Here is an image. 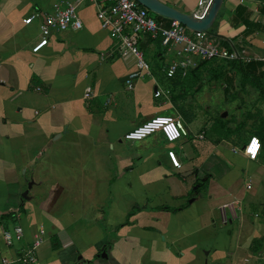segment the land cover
<instances>
[{
	"label": "crops",
	"instance_id": "obj_1",
	"mask_svg": "<svg viewBox=\"0 0 264 264\" xmlns=\"http://www.w3.org/2000/svg\"><path fill=\"white\" fill-rule=\"evenodd\" d=\"M62 1L0 0V232L5 226L9 229V218L14 219L18 216V211H25L28 205L25 200L29 199L28 192L36 183L30 179L27 188L23 190L22 179L18 174V169L21 168L18 165L21 163L16 161V156L21 158L22 149L29 150L34 143L38 144V148L48 143L43 141L47 127L55 130L52 131L55 133L53 139L65 134L68 126L74 128L77 133L82 134L86 130L90 134L91 150L88 154L93 171L88 174L90 181L81 179L80 187L75 190L77 195H80L75 210L84 211V207H91L94 212L101 211L106 214L102 219L98 218L96 222L90 223L99 235L94 231L89 239L84 238L85 240L70 239V235L63 232L62 221L58 225L49 223L46 227L48 230H55L53 235L57 236V240H44L45 230L39 220H34L33 225L24 224V227L19 224L24 230L22 240H18L12 250L3 247L0 240L2 253L12 256L28 245L38 229H41L43 240L36 250V262L33 264H137L133 257L142 251L148 252L152 257H169L177 264V256L168 248L180 243L172 249L181 255L190 247V242L183 244L184 240H236L237 244L231 246V251H226V256L230 259L223 264H245L244 257L233 256L236 254L234 250L238 249V240L249 241L246 249L248 250L254 240H260L264 235V228L254 221L249 222L246 216L256 214L253 212L257 203L255 198L260 199L257 192L261 190L264 196V10H260L262 3L254 0H221L210 26L215 27L211 28L212 33L209 32L211 38L221 46L224 47L222 42H226L236 51H243L250 58L248 61H262L258 69L262 71V75L257 80L260 82L257 89L262 93L255 87L258 85L255 77L248 78L241 85L236 65H224V62L218 64L216 61H222V58H217L215 62L210 60L204 67L199 68V73L211 68L217 71L229 67L238 74L237 90L234 88L221 95L223 102L230 105V116L227 111L215 117L204 115L205 121L195 132L189 124L197 114L194 108L188 111L190 100L187 102L183 98L184 92L181 89L180 93L168 97L166 95L164 101L156 104L153 100L163 95L164 90L159 88L154 79L149 84L139 81L134 83L138 89L133 98L127 97L122 101L133 110L125 118L121 135L110 137L107 129L103 130L100 123L94 124L90 118L93 113H98V104L93 101L94 94L91 90L88 89L90 91L87 95V92H83L76 96L69 86L79 78L81 83L89 80L101 90L110 83L113 74L126 77L133 64L125 66L123 62L116 60L119 59L120 53L115 40L106 30L100 28L97 19H89L90 15H94L95 6L85 0H68L76 2L77 14L81 20L79 29L54 32L39 50L31 51V46L39 39V19H33L27 24L23 23L22 19L36 9L50 12L52 3ZM158 1L196 18L202 17L210 2ZM89 7L92 8L91 13L82 14ZM157 18L159 15L155 17L156 20ZM243 19L259 23L262 29L252 27L251 31L244 34L246 28ZM168 20H162V25H170L172 20ZM149 38L146 35L138 38L137 46L142 52L154 60L162 58L166 52L170 53L173 60L179 59L175 54L179 46L164 48L158 41V46L152 49L150 42L156 43V40ZM91 51L96 54L97 61L104 62L92 67L90 57L94 54ZM198 61L178 68L172 76H164L170 78L174 85L176 79L179 82L190 81L189 69L194 68ZM168 64L161 66L164 74ZM150 67L151 65L148 75L142 76L153 73L154 67ZM229 73L224 71L219 78L227 83L231 82L232 76L229 77ZM232 73L234 77L235 73ZM256 74L257 72L254 76H257ZM208 79L212 78L209 76ZM197 86H200L198 82ZM252 88L256 93L252 94L250 104H246L245 102L249 101L248 94L245 95L249 92L248 89ZM155 90L160 92L158 96H154ZM167 93L165 90V94ZM106 102L108 104L109 100ZM36 103L41 104L40 115L36 109L30 112L31 106ZM185 103L184 116L181 111L185 110ZM157 114L178 117L187 134L172 142H164L158 132H153L141 140L123 139L122 136L127 130ZM117 115V111L104 113L103 124L117 120ZM120 120L122 119L119 118L118 121ZM74 121L76 124L70 125L69 122ZM246 127L249 133L244 132ZM58 128L63 129L59 131ZM101 133L104 135L103 141L98 137ZM200 134L202 136L198 137ZM252 137L257 138L259 148L256 157L249 159L243 153V147ZM168 152H172L178 166L171 164ZM31 175L34 176V173ZM241 177L246 179L242 180ZM244 180L249 181L246 184L243 183ZM84 181L90 186V193L87 195L83 193ZM21 191L23 201L19 202ZM202 192L207 196L202 195ZM201 197L207 200L203 207L199 206L197 200ZM261 199L257 203L258 209L264 212V199ZM227 202L232 203L235 211L231 221L228 220L227 223L235 221V226L222 232L214 226L215 215L219 216L218 206ZM11 213L12 217L9 216ZM99 219L104 220L108 228H111L106 231L109 236L99 231ZM227 223L220 224L225 226ZM101 230L103 231L102 228ZM110 236V239L105 238ZM246 244L244 242V246ZM53 245L55 248H52ZM192 248L195 249L194 243ZM102 250L106 254L105 257L100 256ZM210 250L205 249L204 254H208ZM150 263L152 264V259L148 261V264Z\"/></svg>",
	"mask_w": 264,
	"mask_h": 264
},
{
	"label": "rangeland",
	"instance_id": "obj_2",
	"mask_svg": "<svg viewBox=\"0 0 264 264\" xmlns=\"http://www.w3.org/2000/svg\"><path fill=\"white\" fill-rule=\"evenodd\" d=\"M86 2L92 4L89 1ZM91 9L92 8L89 7L88 10L82 12V14H90ZM151 15L153 18L156 17V15L152 12ZM89 19L96 21L94 15H90ZM150 44V48L152 49H155V47H157L154 41H151ZM160 51L162 50L160 49ZM91 52L94 54L90 57L92 61V67L98 66L99 63L104 62L97 61L98 59L96 54L93 51ZM242 54L245 55V53ZM143 57L145 61H148L149 65H151L152 68L154 67L153 73H151L149 76H139L138 78L134 79L131 89L125 88V77L122 74H113L111 76L110 83L102 87L101 90L96 88L97 86L95 87L93 84H91L92 82L89 80H86L85 83H81L79 78L75 79L74 82H71L69 86L70 90L76 96H78V94L80 95L83 92H88L91 90L90 92L94 94L93 101H97L96 103L98 104L96 105L98 106V113H93L94 115H91L90 118L94 124L100 123L103 130L107 129L110 137L121 135L123 131L124 121L126 120L125 118L129 116L133 110L132 107H127L128 104L126 105V102L123 103L122 101L127 97L132 96L133 98L138 89L134 85V83H137L139 81L145 84H149L151 80L154 79L159 85V88L162 91L164 90L163 95L153 100L156 104L164 101V96L166 97L167 95L168 97V95L171 94L175 95L181 89L184 92L183 98L186 99L187 102H189L190 100L188 111H191L194 108V112L197 114L194 120L189 124V127L193 128V131L195 132L197 131L198 127L202 125L201 123L205 121V119L203 118L204 115L208 117H215L216 115L220 116L222 112L227 111L228 115L230 116V105L223 102V98L221 97V95L224 94L225 91H232L234 88L237 90L238 80H236V77L238 76V74L235 70L229 67L224 68L225 71L230 72L229 77L232 76V81L228 83L225 80L222 81L221 78L208 79L209 75L207 71H202L196 77H191L190 81L184 80L183 82H179L178 79H176L174 85L170 78H166L164 76V70H161L162 65H166L174 59L172 58L170 53L166 52V54H164V56L158 60L152 59V57L145 52H143ZM118 58L119 59L116 60H118L119 62H123L125 66L133 64V68L131 69V71L134 70L135 59L130 53L124 52L120 54ZM196 61H198V59H194V62ZM222 62H224V60L217 61L218 64H222ZM185 71H187V69ZM232 72L235 73V78L233 77ZM197 82L200 84L199 87L197 86ZM222 83L224 85L223 89ZM87 84H90L91 86ZM165 90L168 91L167 94H165ZM248 90L249 92L246 93L245 96H247L248 94L247 99L249 102H245L246 104H250L252 94L256 93L253 88L251 90ZM106 97H109V99H106ZM107 100H109L108 104L106 102ZM147 104L149 103L147 102ZM184 107L185 110H182V113L183 111H186V103L184 104ZM34 109H36L40 115L42 111L41 104L36 103L31 106L30 112L32 113ZM112 111H117V120H113L110 123L103 124V114ZM119 118L122 120L118 121ZM69 123L70 125H73V123L76 124V121ZM63 126L64 124H62V127ZM51 128L47 127L45 131L43 141H48V143H45L42 148H38V144L34 143L29 147V150L28 148L22 149L23 155L21 156V158L18 155L16 156V161L21 163L20 165H18V167H21L20 169H18V174L22 179L21 182L23 190L27 188L28 183H30L31 181L30 179H32L33 182L36 183L32 185V188L28 192L29 199L25 200L28 203L25 211H18V216L14 219L9 218L7 221V225L10 229L17 223L24 227V224L26 225L27 223H30L31 225H33L34 220H39L40 222H42V228L45 230L44 240H50L55 230H48L46 228L47 225L49 223V225H51L52 223L58 225V223H61L62 221L64 229L63 232H65L67 235H70V239H89L90 234L94 231L96 232L95 228L90 226V223H93L94 221L96 222L98 218L102 219L103 215L105 216L106 214V212L101 211H99L98 213L94 212V209H92L91 207H84L83 209H87H85L84 211L75 210L76 203L79 199L78 196H80L77 195L75 190L80 187L81 179L90 181V179L88 178V174L90 173V171H93L91 158L88 154L89 150H91L89 142L90 134H88L86 130H84L82 134L77 133L74 128L72 129L70 126H68L66 130L67 132L65 134H63L60 138L53 139L55 137V133H53L52 131L55 130ZM62 129L60 128L59 130L58 128L59 131H61ZM244 132L249 133L248 127L245 128ZM98 137L101 141L104 140V135L102 133L99 134ZM32 172L34 173V176L31 175ZM241 178L242 180L246 179L243 177ZM248 181L249 180H244L243 183L247 184ZM22 191L18 197L19 202L23 201L21 194L24 191ZM261 192V190L257 192L258 197H260V199H264V196H262ZM83 193L84 195L90 193V186L87 185V182L85 181L83 182ZM247 193H249V191H247ZM202 195L207 196L203 192ZM202 197L200 199H197L200 207L205 206L207 202V200ZM260 199L255 198V201L258 203ZM262 199L261 201H263ZM257 203L253 211L256 213L255 216H252L251 214H246V216L249 222L254 221L255 224L261 225L264 228V212L259 211L260 209H258L259 206ZM88 205L90 204L88 203ZM100 219L99 223H97V225H99V231L102 233L104 232L105 236H109L106 231H110L109 229L111 228H108L104 220L100 221ZM220 223L221 222L219 220V216L217 217V215H215L214 226L216 227V229H220V231L225 232V229H231L235 226V221H233L232 223L229 222L225 226L221 225ZM101 228L103 229V231L101 230ZM96 233L97 235H99L98 232ZM112 234L114 235V230L112 231ZM97 235L96 237H98ZM115 235H117V233ZM105 238L110 239L111 236L109 238ZM16 242L17 241L13 242L11 248L6 249L12 250ZM185 242H190V247L183 251L181 255L176 254V252L172 249L175 248V246L177 247V245H179L180 243H175L174 246L171 245L168 248L172 252V254L177 256V264L227 263L230 257L226 256V251H231V246L237 244L236 240H194L193 242H191L190 240H184L183 244ZM244 242L247 243L245 246ZM248 242L247 240H238V249L234 250L236 254L233 256L236 257V255H240V257H244L246 260L245 264H264V235L260 240H254L251 244V247L246 250L248 248ZM193 243L195 244L194 250L192 248ZM205 249H211L212 251L210 250V254H204ZM213 249H215V251H213ZM162 257L163 256H160L159 258L155 256L152 257L148 252L142 251V253H139L138 256H134L133 259H135L137 264H148V261L151 259L152 264H174L171 258L165 257V259H163Z\"/></svg>",
	"mask_w": 264,
	"mask_h": 264
},
{
	"label": "built area",
	"instance_id": "obj_3",
	"mask_svg": "<svg viewBox=\"0 0 264 264\" xmlns=\"http://www.w3.org/2000/svg\"><path fill=\"white\" fill-rule=\"evenodd\" d=\"M94 4V15L101 29L108 32L109 36L115 40L119 53H130L135 59L134 70L128 72L124 79L126 88L131 89L134 79L142 75H148L149 64L143 57V52L137 46V40L142 35L150 38H159L163 47L179 46L175 54L179 59L173 60L165 67V75L172 76L178 68L191 65L194 59H242L248 61L250 58L242 52L236 51L233 46L225 48L211 38L209 32L193 31L184 25L172 20L168 27H163L152 17L151 11L140 5L135 0H86ZM33 19H39L38 31L39 39L31 46V51L39 50L48 37L54 32L66 29L76 30L81 27V20L76 12V2L63 0L61 3H52L50 12L34 10L23 23H29ZM189 31V33H188ZM159 91H154V96L159 95ZM89 92L86 93V95ZM159 132L163 139L172 142L187 134L182 121L178 117L164 114L153 115L147 120L127 130L123 134L125 140H141L142 138ZM202 135H198L201 137ZM259 142L252 137L243 147V153L254 159L258 153ZM250 149H254L251 151ZM168 157L173 166H178V162L168 152ZM218 214L222 223H227L234 216V209L231 202L220 204ZM43 231L38 229L37 234L31 238L28 245L20 248L12 256L2 253L0 247V264H33L36 262V250L41 244ZM23 230L19 224H15L11 229H2L0 240L5 248H11L14 241L22 240Z\"/></svg>",
	"mask_w": 264,
	"mask_h": 264
},
{
	"label": "water",
	"instance_id": "obj_4",
	"mask_svg": "<svg viewBox=\"0 0 264 264\" xmlns=\"http://www.w3.org/2000/svg\"><path fill=\"white\" fill-rule=\"evenodd\" d=\"M140 5L154 13L170 20H174L184 25L189 30L209 32L210 26L216 16L221 0H210L201 18H196L192 14L180 12L158 0H135ZM264 2V0H254ZM101 257H105L104 250L100 252Z\"/></svg>",
	"mask_w": 264,
	"mask_h": 264
},
{
	"label": "trees",
	"instance_id": "obj_5",
	"mask_svg": "<svg viewBox=\"0 0 264 264\" xmlns=\"http://www.w3.org/2000/svg\"><path fill=\"white\" fill-rule=\"evenodd\" d=\"M260 2V1H259ZM262 3V5L260 6V10H264V2H260ZM238 10H239V7H238ZM158 17V15H156ZM162 20H168L164 17H161L159 16V18H157V22H162ZM169 21V20H168ZM243 24L246 28V33H248L249 31H251V28L252 27H255L256 29L259 28V30L262 29V26L257 23V22H249L247 19H243ZM162 25V23H161ZM163 27H168L169 25L167 26H164L162 25ZM261 28V29H260ZM209 32L212 33V30L211 28L209 29ZM148 36V35H146ZM151 39V38H149ZM152 40V39H151ZM154 40H156V45L158 46V41H159V38L156 37L154 38ZM160 43V42H159ZM224 44V47L228 48V44H226V42H222ZM160 45V44H159ZM217 58H211V59H203V60H200L198 61V63L196 64V66L192 69H189V74L188 76L191 78L193 77H196L198 74H199V68L200 67H204L205 63L212 60V61H216ZM224 60V65L225 63L229 64L230 66H234L236 65L237 66V69H238V72H239V77H240V80H241V85H243L247 80L248 78H254L257 82L258 78L260 77V75H262V71L258 70L259 67L262 65V61H253V60H250V61H241L240 59H223ZM217 62V61H216ZM211 70V71H210ZM225 70H217V71H214L213 68L209 69L207 72H208V75L210 76V78H219L221 75H223ZM210 72L212 74H210ZM257 72V76H254V73ZM208 76V78H209ZM258 85H256V89L259 88V85H260V82H257ZM258 92L262 93L261 90L257 89ZM183 115L185 116V114L183 113ZM11 214H9V216H11ZM12 217V216H11ZM3 229H8L6 226L3 227ZM51 240H57V237L55 235H52L51 237ZM52 248H55V245L52 246Z\"/></svg>",
	"mask_w": 264,
	"mask_h": 264
},
{
	"label": "snow or ice",
	"instance_id": "obj_6",
	"mask_svg": "<svg viewBox=\"0 0 264 264\" xmlns=\"http://www.w3.org/2000/svg\"><path fill=\"white\" fill-rule=\"evenodd\" d=\"M251 151H254V149H250Z\"/></svg>",
	"mask_w": 264,
	"mask_h": 264
}]
</instances>
